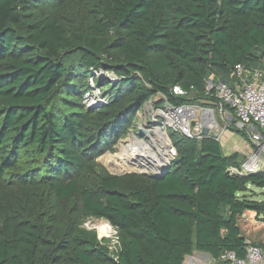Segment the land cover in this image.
Masks as SVG:
<instances>
[{
    "label": "trees",
    "instance_id": "1",
    "mask_svg": "<svg viewBox=\"0 0 264 264\" xmlns=\"http://www.w3.org/2000/svg\"><path fill=\"white\" fill-rule=\"evenodd\" d=\"M263 59L264 0H0V264H182L194 252L223 264L225 252H264V170L230 174L244 156L215 138L169 130L177 155L164 177H78L154 97L216 110V85L234 87L237 65L264 71ZM104 71L115 78L94 76ZM89 79L103 97L91 106ZM44 187L75 199L65 217ZM78 211L116 230L115 253Z\"/></svg>",
    "mask_w": 264,
    "mask_h": 264
},
{
    "label": "built area",
    "instance_id": "2",
    "mask_svg": "<svg viewBox=\"0 0 264 264\" xmlns=\"http://www.w3.org/2000/svg\"><path fill=\"white\" fill-rule=\"evenodd\" d=\"M247 73L248 71L237 65L233 77L239 85L230 87L220 83L216 85L214 94L218 101L220 115H225V119L226 114L230 116L229 112L223 109L225 106L229 107L234 114L236 127L238 129L245 128L251 144L250 152L243 155L244 159L240 165L229 169L230 174L237 176H247L264 170V72H253L252 80L247 79ZM211 88V83H209L208 90ZM171 93L177 97L187 95V92L179 86H174ZM160 99L162 100L160 107H157L156 102L151 100L143 106L147 108L151 105L147 110L148 115L153 117L151 112H154L158 118L155 121L158 126L149 127L143 131L148 139V141L146 140L148 145L153 143L156 146L158 144L156 140L164 141L166 139L168 144L166 148L171 155L168 157L173 160L177 153L167 131L179 132L190 138H200L204 125L202 120L197 118L195 111L209 110V108L174 106L169 104L164 97L161 96ZM208 116L206 114L205 120L209 119ZM213 129L214 126L210 131ZM156 131H158V135H156ZM219 139L218 136L216 140L219 141ZM220 260L223 264H264V252L259 247L249 245L244 257L240 258L234 252H225L221 255Z\"/></svg>",
    "mask_w": 264,
    "mask_h": 264
},
{
    "label": "rangeland",
    "instance_id": "3",
    "mask_svg": "<svg viewBox=\"0 0 264 264\" xmlns=\"http://www.w3.org/2000/svg\"><path fill=\"white\" fill-rule=\"evenodd\" d=\"M94 76L95 77L97 76L96 78H103L104 80L115 78V76L111 72H105V71L100 74L96 73V75L94 74ZM89 84L91 87V92L86 97L85 102L88 106H91V105H95L103 97L99 87L96 84H94V79H89ZM158 100H160L159 96H156L153 99H151L152 102H156ZM150 107L151 105H149L147 108L143 107L137 113L136 117L133 119L130 125L125 128L126 130L124 131V134L118 139L117 143L111 148V150L106 151L98 159L95 160V163L98 164L97 167H92L91 169L84 170L81 176H78L82 183L88 186H93L95 183V175L97 176L101 174L116 176L126 186L129 184L130 185L133 184L132 177L144 176V177L153 178L155 172L158 171L157 169H159V167L161 168V166L156 165L157 167L155 170L153 163L156 159L153 158L154 155L158 157L160 163L164 164L162 167H165V165L168 166V162L170 163L172 159L164 155V153H160L158 151L159 149L166 148V146L164 145V141L156 140V142L158 143V144L156 143L157 144L156 146L153 143H151V145L150 144L146 145L145 144L146 140L148 141L146 135L144 136L140 135L141 130H147V128L149 127L153 128L158 126L157 122H155L158 118H156L157 116L154 114V112H151L153 117H150L148 115L147 110ZM218 111H219L218 109L214 110V117L217 123V129L216 130L214 129L215 130L214 132H216L217 135H220L222 131L227 130L225 129V127L229 126L228 124L232 121V119L227 114L225 119V115L224 116L220 115ZM234 134L237 135L235 137L236 140L242 143L245 142L244 138L239 136L237 133ZM167 135H169L168 131H167ZM139 138L143 140L144 142L143 144L139 143V141L137 140ZM140 151H143L144 153H140L138 155V152ZM119 155H121L122 158L125 157L129 158V160L131 161L130 163L132 164H127V165H129L128 167L132 168L131 170L126 171L118 167ZM133 164H136L137 166L134 168ZM160 170L162 171L163 169ZM43 189L45 190V193L48 195V198L50 199L51 203L54 205L55 209L57 210L59 216L65 217L66 212L68 211V207L74 205L75 199L71 201L56 200L52 194L48 193L49 190L46 187H44ZM258 199L259 200L264 199L263 193L262 194L259 193ZM79 208L80 207L77 205V209ZM74 220L76 224L80 226L82 229L94 232L97 238L100 241L104 242V244H106L109 247L112 253L116 252L118 248L117 232L113 227L109 225L108 222L102 219H92V218L82 219L81 213L79 211L75 214ZM103 226H106L108 229L106 234L102 233L99 230V227H103Z\"/></svg>",
    "mask_w": 264,
    "mask_h": 264
},
{
    "label": "crops",
    "instance_id": "4",
    "mask_svg": "<svg viewBox=\"0 0 264 264\" xmlns=\"http://www.w3.org/2000/svg\"><path fill=\"white\" fill-rule=\"evenodd\" d=\"M263 69H264V59H263ZM256 72H264V71H256ZM247 79L252 80L253 79V72H248L247 73ZM222 82H219L220 84ZM235 86H238L239 83L237 81H234ZM217 84V85H218ZM210 109V108H209ZM218 109V108H217ZM214 112V109H211ZM219 110V109H218ZM220 114V112L218 111ZM202 124L204 125V129L211 130L213 127V123L207 119V120H202ZM227 129V127H225ZM219 136V142L221 144L223 153L228 156L233 153H238L240 155H244L245 153L250 152L251 150V145H249L246 141L244 143L236 140V134L229 132V130H224L220 133ZM257 194L264 193V190H256ZM182 264H220L213 259H211L207 254L200 253V252H194L191 256L185 257L184 261Z\"/></svg>",
    "mask_w": 264,
    "mask_h": 264
},
{
    "label": "water",
    "instance_id": "5",
    "mask_svg": "<svg viewBox=\"0 0 264 264\" xmlns=\"http://www.w3.org/2000/svg\"><path fill=\"white\" fill-rule=\"evenodd\" d=\"M232 78H234V77H232ZM222 84H223V82H222ZM205 112H208V113H205ZM195 113H196L197 118L199 120H205L206 114L209 115L208 116L209 120L215 125L214 129L215 130L217 129V123L215 121V117H214L213 110H211V109H209V110L203 109V110H200L198 112L195 111ZM214 129L212 131H210L208 129H204L202 131L201 135L202 136H209V137H212V138L217 139L218 135H217L216 132H214L215 131ZM140 135L144 136L145 135V132L143 130H141V134ZM137 140L139 141V143H142V144L144 143L141 138H139ZM169 165H170V163H168V166L165 165V167H161V168L157 169L158 171L155 172V175L153 177L154 178H157V177H164V176H166L167 173H169V170H170V166ZM160 169H163V170L165 169V170L164 171L163 170L161 171Z\"/></svg>",
    "mask_w": 264,
    "mask_h": 264
},
{
    "label": "bare ground",
    "instance_id": "6",
    "mask_svg": "<svg viewBox=\"0 0 264 264\" xmlns=\"http://www.w3.org/2000/svg\"><path fill=\"white\" fill-rule=\"evenodd\" d=\"M213 126H215L214 124H213ZM159 133H158V131H156V135H158ZM146 145H148L147 143H145ZM164 145L166 146V145H168L167 144V140L166 139H164ZM147 147V146H146ZM151 151V150H150ZM160 153H164V155H166V156H171L170 155V153H169V151H168V149L166 148H164V149H159L158 150ZM140 153H144L143 151H140V152H138V155L140 154ZM146 153V152H145ZM152 156H153V154H152ZM109 157V156H108ZM111 157V156H110ZM119 157V164H118V167L119 168H121V169H124V170H131L132 168L131 167H128L129 165H127V164H132V163H130L131 161L129 160V158H122V156L121 155H119L118 156ZM153 158H155L156 160L154 161V168H155V170H156V167L157 166H163L164 164H162V163H160V161H159V159H158V157H156L155 155H154V157ZM110 159V158H109ZM128 160H129V162H128ZM158 160V161H157ZM107 163V162H106ZM157 165V166H156ZM137 165L136 164H133V167L135 168ZM133 168V169H134ZM160 168V167H159ZM99 230L102 232V233H104V234H106L107 233V231H108V229H107V227L106 226H103V227H99Z\"/></svg>",
    "mask_w": 264,
    "mask_h": 264
}]
</instances>
